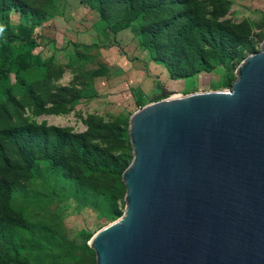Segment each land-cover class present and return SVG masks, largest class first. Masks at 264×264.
I'll return each mask as SVG.
<instances>
[{"label":"water","instance_id":"obj_1","mask_svg":"<svg viewBox=\"0 0 264 264\" xmlns=\"http://www.w3.org/2000/svg\"><path fill=\"white\" fill-rule=\"evenodd\" d=\"M234 74L129 115L123 211L88 240L95 264H264V38Z\"/></svg>","mask_w":264,"mask_h":264},{"label":"rangeland","instance_id":"obj_2","mask_svg":"<svg viewBox=\"0 0 264 264\" xmlns=\"http://www.w3.org/2000/svg\"><path fill=\"white\" fill-rule=\"evenodd\" d=\"M22 1L39 14L47 13L21 48L25 54L23 66H27L21 68L22 73L32 88L48 89L43 90L47 105L56 93L65 91L58 101L68 111L36 114L27 106L26 94L15 88V96L23 104L19 113L31 121H44L73 133L90 131L92 123L119 127L120 131L105 129L101 138L94 139L115 155L132 157L128 134L124 136L128 118L141 104L150 102L153 94L164 89L174 93L226 90L235 79V62L211 56V48L205 59L206 69L186 78H170L165 65L155 59L154 48L149 47L152 25L158 21L153 13L141 15L138 8L120 6L114 0L103 20L79 0ZM195 4L206 17L217 16L218 21L248 31L249 38L256 41L255 51L259 50L264 38V0H195ZM219 11L223 14L218 15ZM10 21L31 27L29 18L22 20L14 12ZM2 48L0 60L6 52ZM10 81L15 83L13 74ZM38 82H43L42 86ZM35 166L32 175L0 170V179L14 186L11 197L0 201L2 214L21 216L49 230L41 250H22L21 257L28 264H95L94 251L88 241L83 243V236L86 229L94 231L102 225L105 205L73 196L70 181L60 174L49 175L41 160ZM100 184L122 194L118 200L122 207L125 187L121 176ZM4 255L0 250V262Z\"/></svg>","mask_w":264,"mask_h":264},{"label":"trees","instance_id":"obj_3","mask_svg":"<svg viewBox=\"0 0 264 264\" xmlns=\"http://www.w3.org/2000/svg\"><path fill=\"white\" fill-rule=\"evenodd\" d=\"M113 1L79 0L98 12L103 20L108 16L106 13ZM115 1L120 6L138 8L141 15L153 13L158 18L152 25L154 32L149 38V47L154 48L155 59L165 65L172 79L186 78L206 69L205 59L210 48L211 56L228 58L236 65L249 53L255 52L256 41L249 38L248 31L243 32L218 21L217 16L206 17L195 0ZM12 12L17 13L22 20L29 18L31 27L25 23L14 25L10 21ZM37 12L22 0H0V48L6 50L0 60V170L32 175L35 165L41 160L49 175L60 174L70 181L73 196L105 205L100 217L104 224L94 231H84L83 243L86 244L99 228L122 214L124 204L122 207L118 204L122 194H117L115 189H108L100 182L120 177L131 157L115 155L104 148L100 141H94L96 136L101 138V131L108 128L120 131L119 127L92 123L90 131L73 133L58 125L31 121L19 113L23 104L15 96V88L26 94V104L36 114L57 115L68 111L67 106L60 99L58 101V96L61 98L65 91L56 93L51 104L47 105L43 90L47 92L48 89L32 88L27 84L28 77L22 73V69L27 66H23L25 54L21 48L27 43L32 29L47 15L46 12ZM221 14L223 11H219L218 15ZM11 74L15 76V83L10 81ZM41 83L38 82L39 87ZM163 97L166 95L160 90L149 101ZM90 120L91 123L93 118ZM124 136L127 138L126 129ZM107 174L110 177L106 178ZM13 188L9 181L0 179V201L11 197ZM43 227L21 216L2 214L0 210V250L5 254L0 264H28L20 252L34 247L41 250L43 242L48 240L49 232Z\"/></svg>","mask_w":264,"mask_h":264},{"label":"crops","instance_id":"obj_4","mask_svg":"<svg viewBox=\"0 0 264 264\" xmlns=\"http://www.w3.org/2000/svg\"><path fill=\"white\" fill-rule=\"evenodd\" d=\"M157 79H158V78H157ZM158 80H159V79H158ZM142 82H143V85H144V82H145L144 79L142 80ZM143 85H142V86H143Z\"/></svg>","mask_w":264,"mask_h":264}]
</instances>
